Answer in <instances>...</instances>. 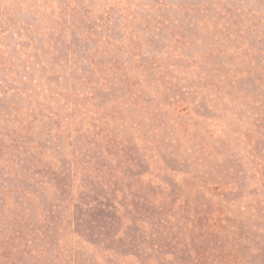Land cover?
Segmentation results:
<instances>
[{"label":"rangeland","instance_id":"374dc122","mask_svg":"<svg viewBox=\"0 0 264 264\" xmlns=\"http://www.w3.org/2000/svg\"><path fill=\"white\" fill-rule=\"evenodd\" d=\"M66 194L152 201V264H264V0H0V264L100 259Z\"/></svg>","mask_w":264,"mask_h":264},{"label":"trees","instance_id":"16d2710c","mask_svg":"<svg viewBox=\"0 0 264 264\" xmlns=\"http://www.w3.org/2000/svg\"><path fill=\"white\" fill-rule=\"evenodd\" d=\"M64 201L62 221L97 249L101 256L99 261L92 256L94 264H152L148 253L165 255L162 246L152 239V231L146 236L141 232L142 224L149 223L153 230L160 223L159 218L152 216L157 215L152 201L102 194L87 201L66 194ZM159 255L154 256L155 261L162 264Z\"/></svg>","mask_w":264,"mask_h":264}]
</instances>
